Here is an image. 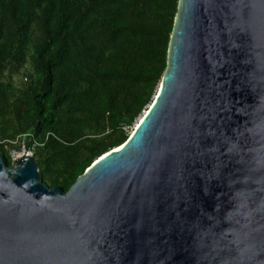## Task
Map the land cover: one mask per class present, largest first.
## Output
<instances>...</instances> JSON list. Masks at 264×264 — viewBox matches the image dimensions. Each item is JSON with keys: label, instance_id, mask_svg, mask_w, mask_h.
Masks as SVG:
<instances>
[{"label": "water", "instance_id": "obj_1", "mask_svg": "<svg viewBox=\"0 0 264 264\" xmlns=\"http://www.w3.org/2000/svg\"><path fill=\"white\" fill-rule=\"evenodd\" d=\"M0 264H264V0H178L153 101L67 192L0 152Z\"/></svg>", "mask_w": 264, "mask_h": 264}, {"label": "trees", "instance_id": "obj_2", "mask_svg": "<svg viewBox=\"0 0 264 264\" xmlns=\"http://www.w3.org/2000/svg\"><path fill=\"white\" fill-rule=\"evenodd\" d=\"M178 0H0V152L31 134L43 183L67 192L153 101ZM29 67L26 83L14 80ZM30 144V143H28Z\"/></svg>", "mask_w": 264, "mask_h": 264}, {"label": "built area", "instance_id": "obj_3", "mask_svg": "<svg viewBox=\"0 0 264 264\" xmlns=\"http://www.w3.org/2000/svg\"><path fill=\"white\" fill-rule=\"evenodd\" d=\"M27 139L29 142L32 143L29 147L28 146L26 147V144H25ZM16 143L21 144L22 149L25 152L24 154L29 155V156H33L36 149L39 146V144L33 139V136H31V135H24L22 137H19L17 139ZM10 156H11L12 160H15L19 156V153L12 151Z\"/></svg>", "mask_w": 264, "mask_h": 264}, {"label": "rangeland", "instance_id": "obj_4", "mask_svg": "<svg viewBox=\"0 0 264 264\" xmlns=\"http://www.w3.org/2000/svg\"><path fill=\"white\" fill-rule=\"evenodd\" d=\"M31 73V69L29 67L25 68L23 71H22V75L17 77L15 80H14V83L17 85V86H22L21 84L23 83H26V80H25V75L26 74H29ZM14 145H18V143H16V141L14 140ZM15 150V149H13ZM26 151V150H25ZM19 153L22 154V153H25L22 149V146H21V149L19 150Z\"/></svg>", "mask_w": 264, "mask_h": 264}, {"label": "bare ground", "instance_id": "obj_5", "mask_svg": "<svg viewBox=\"0 0 264 264\" xmlns=\"http://www.w3.org/2000/svg\"><path fill=\"white\" fill-rule=\"evenodd\" d=\"M24 135H31V134H24ZM24 135H20V136H18L17 139H18L19 137L24 136ZM31 136H32V135H31ZM17 139H16V141H17ZM28 143H30V144H28ZM25 144H26V147H27V146L29 147L32 143L29 142L28 139H27ZM18 145H20V149H21V144H18ZM12 151H15L16 153H19V151H17V150H11V152H12ZM11 152H10V154H11ZM22 155H26V154H24V153L20 154V153H19V156H18L17 158L21 157ZM32 157H33V156H32ZM17 158H16V159H17ZM10 159H11V156H10ZM12 161H14V160L11 159V162H12Z\"/></svg>", "mask_w": 264, "mask_h": 264}]
</instances>
